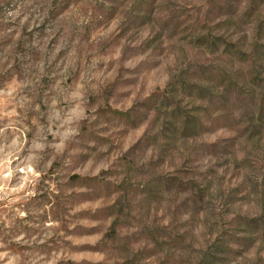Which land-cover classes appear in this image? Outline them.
<instances>
[{
    "label": "rangeland",
    "instance_id": "1",
    "mask_svg": "<svg viewBox=\"0 0 264 264\" xmlns=\"http://www.w3.org/2000/svg\"><path fill=\"white\" fill-rule=\"evenodd\" d=\"M0 264H264V0H0Z\"/></svg>",
    "mask_w": 264,
    "mask_h": 264
}]
</instances>
